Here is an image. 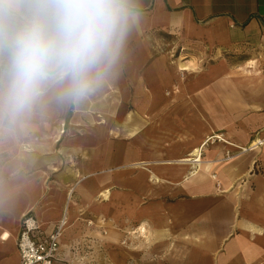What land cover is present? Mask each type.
I'll return each mask as SVG.
<instances>
[{"label": "crops", "instance_id": "0c3cea01", "mask_svg": "<svg viewBox=\"0 0 264 264\" xmlns=\"http://www.w3.org/2000/svg\"><path fill=\"white\" fill-rule=\"evenodd\" d=\"M132 3L118 76L0 121V264L27 213L62 251L105 222V264H264V0Z\"/></svg>", "mask_w": 264, "mask_h": 264}, {"label": "clouds", "instance_id": "9594fccd", "mask_svg": "<svg viewBox=\"0 0 264 264\" xmlns=\"http://www.w3.org/2000/svg\"><path fill=\"white\" fill-rule=\"evenodd\" d=\"M132 0H0V121L79 104L119 75Z\"/></svg>", "mask_w": 264, "mask_h": 264}, {"label": "built area", "instance_id": "2783aa9c", "mask_svg": "<svg viewBox=\"0 0 264 264\" xmlns=\"http://www.w3.org/2000/svg\"><path fill=\"white\" fill-rule=\"evenodd\" d=\"M250 149L254 150V147ZM66 223L67 220L63 217L49 234L39 237L40 228L37 220L31 213L25 214L21 219L16 242L19 264L60 263V241Z\"/></svg>", "mask_w": 264, "mask_h": 264}, {"label": "rangeland", "instance_id": "374dc122", "mask_svg": "<svg viewBox=\"0 0 264 264\" xmlns=\"http://www.w3.org/2000/svg\"><path fill=\"white\" fill-rule=\"evenodd\" d=\"M248 62V59H245V58H240L238 61H236V64L237 66H240V65H244L245 66V63ZM259 63H261V65H259V69H260V72L262 73V70H264V59L262 60H259ZM258 67V65H257ZM255 140V139H254ZM214 141H217V142H224L225 143V140L223 139V137L220 135V137L218 138H215ZM212 143V141H209V143ZM254 142V141H253ZM250 143V145H248V147H246V149H243L245 152H248V151H254V150H251L250 146L252 145V143ZM257 142V141H256ZM260 142H264V141H260ZM243 150H240V152H243ZM243 152V153H245ZM229 158H233L232 156ZM196 160H199L200 161V156H198L196 158ZM195 160V161H196ZM199 163V162H198ZM106 223L105 222H102V221H99V227L100 228V231L101 232L100 234L103 235L104 237L103 238H99V240H97L99 243L98 247L93 250H95L92 254H90L92 251H90V247L87 248L86 246H79L78 248L77 247H73V248H69V247H66L65 250L62 251V249H60V257L64 258V256L67 257V262L65 263H68V264H105L106 263V255H105V251H104V248L102 245H100L101 240L104 241V239L106 238L105 236V228H106ZM94 227V226H93ZM98 227V228H99ZM100 234H97L98 237H100ZM83 260V261H82Z\"/></svg>", "mask_w": 264, "mask_h": 264}, {"label": "bare ground", "instance_id": "6f19581e", "mask_svg": "<svg viewBox=\"0 0 264 264\" xmlns=\"http://www.w3.org/2000/svg\"><path fill=\"white\" fill-rule=\"evenodd\" d=\"M261 145H264V143H260V142H256V141H254L253 143H252V145L250 146V147H254V149H258V148H260L261 147ZM256 147V148H255ZM183 161H190V160H183ZM197 162H199V160H196Z\"/></svg>", "mask_w": 264, "mask_h": 264}]
</instances>
